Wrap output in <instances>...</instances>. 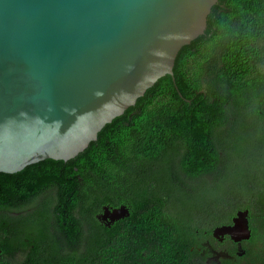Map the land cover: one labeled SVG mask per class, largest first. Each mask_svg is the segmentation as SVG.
I'll list each match as a JSON object with an SVG mask.
<instances>
[{
    "label": "trees",
    "instance_id": "trees-1",
    "mask_svg": "<svg viewBox=\"0 0 264 264\" xmlns=\"http://www.w3.org/2000/svg\"><path fill=\"white\" fill-rule=\"evenodd\" d=\"M173 71L74 158L0 172V264H209L218 245L230 250L220 264H264L262 223H249L242 257L211 233L232 209L253 214L262 202L264 0H218ZM213 137L250 169L228 193L202 174L215 170L213 156L197 160ZM108 203L129 215L107 226L96 214Z\"/></svg>",
    "mask_w": 264,
    "mask_h": 264
},
{
    "label": "water",
    "instance_id": "water-1",
    "mask_svg": "<svg viewBox=\"0 0 264 264\" xmlns=\"http://www.w3.org/2000/svg\"><path fill=\"white\" fill-rule=\"evenodd\" d=\"M217 1L0 0V172L77 156L158 79H174L178 52ZM247 214L213 237L250 239ZM128 215L122 204L97 218L110 226Z\"/></svg>",
    "mask_w": 264,
    "mask_h": 264
},
{
    "label": "flooded vegetation",
    "instance_id": "flooded-vegetation-1",
    "mask_svg": "<svg viewBox=\"0 0 264 264\" xmlns=\"http://www.w3.org/2000/svg\"><path fill=\"white\" fill-rule=\"evenodd\" d=\"M209 141L212 142V144L210 147L208 146V148H207L206 143H205L207 141L205 139L200 140V142L198 144L200 153H199V156H197V160L200 161L202 159L201 162L204 163L205 157H212L213 156V166H214L215 170L213 172H211V174L209 175L210 170H207V168H206V171H203L202 174L207 176V177L210 176L211 180L214 183L213 187L216 189V191H217V187L222 186L225 188V191L227 190V193H228L230 191V189H232V188L235 189L237 186L236 180L233 179V171L236 170V166H237L235 158L231 155L233 152V149L228 148L225 143H221V141L216 137H213ZM214 160H215V162H214ZM238 166H239V168H240L239 170L242 172V174H246L247 169L250 171V169L248 168V162L247 161H244L242 163L240 162L238 164ZM199 167H200V165H199ZM246 182H248V179L244 180L243 185ZM248 183L251 185L250 186L248 184L250 187H252L253 189L255 188V185L253 187L252 182H248ZM258 186L259 187L263 186V194L259 195L260 199L262 198L261 199L262 202L258 203L257 201H254V200H253V202H251L252 203L251 208H254V209H252L253 214L251 213L250 208H248V207H241L239 209L234 208V209H232V211L230 213V220H231L230 223H232V220L237 215L238 211L247 210L248 211L247 217H248L249 223L251 222L250 223L251 225L252 224L260 225L261 223H262L261 225H264V183L262 185H258ZM204 191L206 193H209V188H204ZM208 199H211V198H208ZM224 203H225V206L227 209V206H230V200L227 201V199H225ZM218 205L220 206V202L218 203ZM103 206L115 208V207H118L120 205L113 206L110 203H108V204H104ZM100 211L97 214H99ZM74 214L77 216H80V209L76 210V212H74ZM57 216H62V215H57ZM203 220H205V219H203ZM225 224H229V223H225ZM78 226H82V228H84L85 227L84 220H80ZM215 226H217V225H215ZM263 230H264V228H263ZM227 237H229V236H225L224 240L220 243H223ZM248 240H243L241 243H238V242H235L232 240L233 246H235L234 253L236 254V256H238L237 251L239 250L240 247H242V249L245 250V253H246V248L243 247V244H244V242H246ZM222 246H225V245H218L217 248L212 250V252H211L212 254H210L208 256V259H207V262L209 264H214L213 261H217L220 264L221 258L230 257V253H229L230 250L225 248V247L220 248ZM263 246H264V241H263ZM218 248H220V249H218ZM239 257H242V256H239Z\"/></svg>",
    "mask_w": 264,
    "mask_h": 264
},
{
    "label": "rangeland",
    "instance_id": "rangeland-1",
    "mask_svg": "<svg viewBox=\"0 0 264 264\" xmlns=\"http://www.w3.org/2000/svg\"><path fill=\"white\" fill-rule=\"evenodd\" d=\"M239 173H241V171L238 170L237 168H236L235 171H233V179H234V180H237L236 177H238V174H239ZM224 247H227V246H222V247H220V248H224ZM220 248H218V249H220Z\"/></svg>",
    "mask_w": 264,
    "mask_h": 264
},
{
    "label": "clouds",
    "instance_id": "clouds-1",
    "mask_svg": "<svg viewBox=\"0 0 264 264\" xmlns=\"http://www.w3.org/2000/svg\"><path fill=\"white\" fill-rule=\"evenodd\" d=\"M102 210V209H101ZM220 225H222V224H220ZM218 226V225H217ZM216 227V226H215ZM213 230V229H212ZM213 236V235H212Z\"/></svg>",
    "mask_w": 264,
    "mask_h": 264
}]
</instances>
